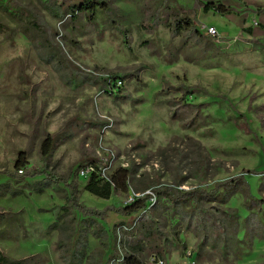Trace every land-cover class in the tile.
Here are the masks:
<instances>
[{
	"label": "rangeland",
	"instance_id": "rangeland-1",
	"mask_svg": "<svg viewBox=\"0 0 264 264\" xmlns=\"http://www.w3.org/2000/svg\"><path fill=\"white\" fill-rule=\"evenodd\" d=\"M86 1L56 0L49 11L40 0H0V253L28 264H69L72 254L80 264H112L132 253L124 244L119 250L117 230L138 223L123 236L142 243L146 264L154 254L166 264H264V0H92L104 4L94 20L72 11ZM208 4L232 11L206 12ZM182 20L204 39L175 35ZM211 27L218 34L210 41ZM107 78L123 86L106 93ZM48 135L57 148L44 158ZM24 151L28 171L46 168L63 181L2 174ZM108 153L117 157L115 171L132 170V193L135 185L148 187L141 194L211 191L255 174L222 190L223 201L205 202L214 238L206 243L211 256L199 259L201 232L168 201L167 209L126 217L115 209L130 195L85 191L79 168ZM65 181L78 185L81 204L104 214L100 238L87 227L94 217L63 211L71 207ZM155 215L162 237L148 242L144 225ZM74 217L73 243L81 227L90 235L61 248L53 227Z\"/></svg>",
	"mask_w": 264,
	"mask_h": 264
},
{
	"label": "trees",
	"instance_id": "trees-1",
	"mask_svg": "<svg viewBox=\"0 0 264 264\" xmlns=\"http://www.w3.org/2000/svg\"><path fill=\"white\" fill-rule=\"evenodd\" d=\"M40 2L44 6H46L48 10L49 9L52 10L55 7H57L56 0H40ZM103 6L104 4L90 0V1H86L79 7H73L72 11L73 13H75V11L78 10V12L80 13L87 14L90 20H94L97 16L98 10ZM195 8L196 9L198 8L197 5ZM204 9L206 12H209L213 9L218 12H223V13L232 11V10L224 9L222 6H216L213 4L206 5ZM38 21H41V23L44 22V20L41 17H38ZM35 24L37 28L42 30V26H40L38 23H35ZM185 31L192 33L196 37L197 40L204 39L203 36L197 30H195L190 20H182V24L180 25L177 24L174 34L175 35L181 34L182 32H185ZM208 39L211 41V37H208ZM51 56L52 58L55 57L53 54H51ZM57 56L58 57L56 58L58 59H55L54 61L60 60L61 63L59 64L63 65L62 60H65L64 55L63 56L57 55ZM102 83L105 85L106 93L111 94L112 92L109 89L108 79H105L104 81H102ZM56 148H57V143L55 139L52 136L48 135L41 145L42 155L44 156V158H48L52 156ZM27 156H28L27 152L25 151L20 152L18 160L15 165V170L13 172L8 171L2 174H6L7 176L11 177L12 179L16 181H23L25 178H28V177L34 178V177H41V176H44L47 181L53 182L57 185L63 181L62 179L55 177L46 168L28 171L27 170V164H28ZM247 174H255V173H252L250 171L244 172L242 175L235 177L231 180L217 183L215 189L211 191H207L201 188H196L194 190L187 192V191L179 190L178 188H174V187H161L160 189L155 191L157 198H158V203L156 205L157 210H159L160 208L167 209L165 208L166 205L164 203L168 201L172 205V212L174 216H177L181 220H187L189 227H193L192 228L193 230L195 229L196 231L201 232L200 234L202 236V244H200L199 253L197 254V257L199 259H202L204 254L206 256L207 255L211 256L206 250V243L209 240H212L214 238L211 229L207 230L205 227V225L209 223L207 220L213 219V216H214L211 213L212 210L205 206V202L206 201L208 202L223 201L224 199L222 198V192H223L222 190L233 187L234 185L237 186L244 180ZM132 175H133V172L131 169L120 168L116 171L114 175V182H115L114 188H112L108 184H103L101 181H96L95 179H91L90 181L87 182L85 191L89 192L90 194L94 196L102 198V199H110L113 195L117 193L130 195L133 190L132 189ZM65 184H67V188L69 190V193H68L69 195L67 196L66 199L71 207H70V210L63 208V211L66 212V215L68 216L72 208L76 210L77 212H79L82 216L88 218L86 220H90L92 219L91 217H94V219L96 220L92 219V221H90L92 225L90 226L85 225V226L91 227V232H93V234L97 238H100V236L104 234V230L97 223V220H103L104 214L100 213L99 211L89 209L85 205L80 203L77 184L70 183L69 181H65ZM147 188L148 187L139 188V186L135 185V190L133 192L138 194L141 192H145ZM39 192H43V190H41L40 188ZM148 198H149L148 196H145L144 198L137 200L132 205H127L123 208H119L115 210H117L116 212L121 216L132 217V216L139 215L147 209ZM159 218H160V215H157V216L155 215L154 217H150V219H148V222L145 223L144 226H147V228H144L146 230L145 236H144L145 241L155 242L157 240H160V237H162L160 236L161 235L160 234L161 225H159L160 224ZM71 222L72 223L66 222L62 226H59V224H55L53 227L55 228V230L58 229L59 232L61 233L60 240H59V246L61 248H63L64 244H65V248L67 249L70 246H71V249L72 247L73 249L80 247L82 246V244H80V241L82 240L83 235H85V238L83 239L84 241L85 239H87V236L90 235L87 232V229L81 230L82 229L81 227L79 230V233H80L79 238H77L80 240L75 239V243H73L72 239L74 237V233H77L76 231H78L79 228H77L78 225H77V220L75 217L72 219ZM216 223L217 222H215V225ZM127 245L129 249L132 251V253H129L128 255L125 256L123 264H146L144 260L142 259V255H141L145 251V247H143L142 243H138L135 246L131 244H126V246ZM154 248L159 250L158 245L155 246ZM118 257H115L113 259H116ZM66 258H69V264H78L80 261L73 254H72V257L66 256ZM0 264H28V261L26 260V261L18 262L14 260H9L0 253Z\"/></svg>",
	"mask_w": 264,
	"mask_h": 264
},
{
	"label": "built area",
	"instance_id": "built-area-1",
	"mask_svg": "<svg viewBox=\"0 0 264 264\" xmlns=\"http://www.w3.org/2000/svg\"><path fill=\"white\" fill-rule=\"evenodd\" d=\"M90 1V0H89ZM92 1V0H91ZM79 12L78 10L75 11V15H77ZM218 34L216 28H206V35L211 38H215ZM108 79L109 89L113 93L115 88H121L123 86V81L120 79ZM116 156L114 153H108L106 156L100 155V157L92 162L86 163L83 166H81L78 170L79 178L84 179L86 182L90 181L91 179H95L96 181H101L103 184H108L112 188L115 187L114 182V175L116 173L115 169V162H116ZM22 173V171H21ZM145 196H148L147 200V209L142 212L143 215L151 212L158 203V198L155 192L148 191L146 193H131L130 197L126 203L127 205L134 204L137 200L144 198ZM138 223H135L132 227H127L125 225L121 226L117 230V236H118V247L121 251V245H126L128 237L125 235L123 236L124 232H131L136 229H138ZM187 257L189 259H193L192 252H188ZM125 256L122 254L112 260V264H123ZM147 264H166V261L163 257H160L158 254L151 255L149 258V261Z\"/></svg>",
	"mask_w": 264,
	"mask_h": 264
}]
</instances>
